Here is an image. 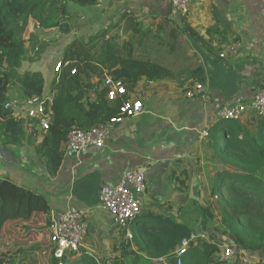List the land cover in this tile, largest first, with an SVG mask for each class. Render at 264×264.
I'll use <instances>...</instances> for the list:
<instances>
[{
  "label": "trees",
  "instance_id": "obj_1",
  "mask_svg": "<svg viewBox=\"0 0 264 264\" xmlns=\"http://www.w3.org/2000/svg\"><path fill=\"white\" fill-rule=\"evenodd\" d=\"M98 3L99 0H0V145L32 148L45 161V171L50 178L55 177L61 167L67 134L108 122L118 115L120 106L127 100V95L107 100L105 76L121 81L128 94L142 79L148 82L169 80L184 92L191 90L195 83L204 82L200 67L172 70L160 63V58L177 50L176 29L169 34L170 44H164L161 39L148 45L147 29L130 17L118 39H106L108 32L104 31L87 41L73 43L65 51L63 64L68 65L54 77L49 89L54 97L49 107L51 126L48 130H39L38 134L36 120L15 117L13 111L6 108L11 86H15L25 100L45 94V81L40 72H19L22 64L29 60L26 44L33 38L30 26L68 35L72 32L67 22L74 15L72 6L93 7ZM180 31L201 48L207 45L185 23ZM212 33L217 34V29L207 31L208 35ZM93 77L97 78L96 83H92ZM89 93L95 99L86 104ZM225 132L232 138L226 143L221 144L218 136L211 138L215 160L222 170L212 187L221 214L215 231L226 237L236 253L261 251L264 249V120L258 121L255 134L239 121L228 123ZM183 184H180L181 189ZM50 211L45 195L8 178L0 179V264H57L48 237ZM204 213L205 234L211 242L192 241L183 264H219L214 257L218 248L212 243L220 240L208 231L213 216L206 210ZM149 217L152 220L147 223L145 220ZM137 220L144 221L139 232L135 230ZM137 220L129 226L132 239L120 243L119 250L114 249L116 256L112 264H129L131 260L133 264H152L153 260L171 256L180 242L192 234L187 225L178 224L170 217L148 214ZM65 264L98 263L80 254L66 259Z\"/></svg>",
  "mask_w": 264,
  "mask_h": 264
},
{
  "label": "crops",
  "instance_id": "obj_2",
  "mask_svg": "<svg viewBox=\"0 0 264 264\" xmlns=\"http://www.w3.org/2000/svg\"><path fill=\"white\" fill-rule=\"evenodd\" d=\"M87 8L90 9L81 10L78 17L87 19L88 27L99 29L102 28L99 25L106 23L108 26L104 27L116 26L120 33L130 17L138 20L148 31V45L161 39L165 43L171 30L176 29L180 44L178 50L182 48L180 56L188 62L178 63L172 58L165 65L164 59L170 55H164L160 63L172 70L184 66L182 69L190 70L200 67L204 76L202 84L197 82L189 90L192 92L196 84L202 86L200 91H194L191 98H187V92L172 81L140 80L131 97L142 101L143 113L114 125L104 148L90 149L81 157L65 156L53 178L47 175L45 161L32 148L0 145V179L8 178L21 187L45 195L50 212L69 209L84 212L88 234L82 243L81 254L98 264H110L116 256L114 249L119 250L120 243L127 240L126 233L118 229L113 218L100 207L98 193L128 170L135 169L144 174L147 185L143 209L147 200L155 201L158 208L163 205L162 213L152 210L148 213L150 216L170 217L178 224L187 225L194 235L192 223L175 219L173 202L165 206L169 195L162 177L182 172L186 184L198 186L199 192L192 188L186 191L193 195L194 201L214 199L208 184L214 185L217 171H213V167L216 164L220 166L215 159L206 156L213 152L212 134L218 131L226 133L225 128L219 127L217 113L222 107L248 104L254 94L264 88V0H191L188 13L183 18L171 9L168 0H99L97 6ZM184 23L207 42L205 47L201 48L180 31ZM150 29H155L153 35H150ZM209 29H217V34L208 35ZM233 43L240 45L239 50L220 58L224 49ZM157 45L161 48L159 43ZM240 122L255 134L258 122L250 114ZM37 132L40 133L39 129ZM204 132L208 134L206 137ZM148 214L143 210L142 215ZM216 222L214 228L208 224V231L220 240L212 243L218 248L215 258L228 242L226 237L215 231L219 224L218 220ZM203 234L197 239L211 242ZM177 248L171 256L153 260L152 264H172ZM225 264H264V249L235 251L232 260Z\"/></svg>",
  "mask_w": 264,
  "mask_h": 264
},
{
  "label": "built area",
  "instance_id": "obj_3",
  "mask_svg": "<svg viewBox=\"0 0 264 264\" xmlns=\"http://www.w3.org/2000/svg\"><path fill=\"white\" fill-rule=\"evenodd\" d=\"M171 9L179 16L185 17L189 10L191 0H168ZM240 48L238 43L229 45L219 57L224 59L228 54H235ZM68 63L64 64L66 67ZM63 66L58 65V72ZM73 70L71 73L73 74ZM103 85L107 88L106 98L114 101L117 98L128 96L127 100L119 108L118 115L108 122L94 126L90 129H76L67 134L63 145V158L71 155L81 157L90 149L100 150L105 147V142L109 138L111 129L114 125L121 124L124 120L135 118L143 113V104L140 99L131 97L128 94L125 85L121 81H115L110 76H105ZM201 85H195L192 92H187L186 97L191 98L194 91H200ZM54 92L43 94L37 97L23 101V107L20 108L15 102H9L6 108L13 111L17 118L34 119L37 122L39 130L46 131L51 126V106ZM250 114L256 122L264 120V88L259 89L248 104L238 103L235 106L222 107L218 113L219 127L227 130L228 123L232 121H241L242 118ZM207 132L203 133L206 137ZM146 191L144 174L135 169L124 172L115 183L104 186L98 193V202L100 207L106 211L114 220V224L120 230L125 231V238L131 240L129 226L137 220L143 213V197ZM217 199L216 196H214ZM144 221L137 220L135 225L141 226ZM141 223V224H140ZM88 234V227L85 221V213L77 209H69L65 212H51L49 227V242L52 246L53 258L57 264H65V260L76 257L81 254L82 243ZM203 235H190L188 239H183L178 248L173 253L175 264H183V259L187 255L190 243ZM235 248L230 243L223 245L216 255V261L219 264L228 263L232 260Z\"/></svg>",
  "mask_w": 264,
  "mask_h": 264
},
{
  "label": "rangeland",
  "instance_id": "obj_4",
  "mask_svg": "<svg viewBox=\"0 0 264 264\" xmlns=\"http://www.w3.org/2000/svg\"><path fill=\"white\" fill-rule=\"evenodd\" d=\"M72 7L74 9V15L71 16L67 20L73 32V33L71 32L72 34L70 33L68 35H61L56 30H42V29L35 28L33 25L30 26V31H33V38L31 42H28L26 44V51H27L26 57H28L29 60L25 61L22 64V67L19 69V72L24 73V72L29 71V72L42 73L45 79V90H44L45 94H48L50 86H51V82L53 81L54 77H56L59 74L58 65L61 64V66L64 67L63 57L65 54V51L69 48V46H71L73 43H76V42L87 41L89 37L100 35L104 31L108 32V35H111L110 37L112 39L113 37L115 39V36L119 34L117 32L119 31V29H116L117 28L116 26L107 27L108 25L106 23H104V26L107 25L106 27H104L103 25H99V27L100 26L102 27L99 29H97L96 27H88L87 19H82L78 17V14L80 13L81 10H88L90 8H87V7L81 8V7H77L74 5ZM92 17L94 18V14L92 15ZM150 32H151L150 35H153L155 33V29H152V30L150 29ZM165 37L167 38L168 36L165 34ZM171 42L172 40L169 38V40H165L164 44H170ZM176 44H177V50L172 55H170V57L165 56L166 58H168V59H164L165 65L169 64V60L171 61L172 58H174L175 61H178V63L188 62L187 59L180 56V54H182V50H181L182 48L178 50V48L180 47V44L177 40V36H176ZM85 67L87 68L86 65ZM184 67H181V69ZM96 79L97 78L93 77L91 80L94 83H96L97 81ZM11 89L12 91H11V96H10V102H15L18 107L22 108L23 101H25V99L23 98L21 92L15 86H11ZM94 99L95 98L93 94L89 93V95L85 98V103L90 104ZM216 136L219 137L221 144L226 143L232 139V138H228V132L223 133L221 131H218L216 134L213 133L211 138L213 139ZM206 157L215 159V155L213 152L208 154ZM18 162L20 163L19 160ZM215 166L213 167V171H217L215 175L218 179L219 178L218 171H220L221 167L220 168L217 167L218 166L217 164ZM208 175H210V173H208ZM162 181H166L165 183H163V186L166 188L167 195H169L168 200H166L165 206L168 207L170 204V201H172L176 209L174 211V213L176 214L175 219H178V221H181L186 224L192 223L194 225V231H193L194 235H204L201 229L202 212L204 210L211 213V215L213 216L212 220L215 219L214 222L210 223L212 228H214V226L217 225L216 220H218L220 223L221 214L217 207V203H219L218 198L217 199L212 198V199H209L208 201H204L200 199L198 201H194L192 199L193 195L190 196V194L186 193V191H188L189 188H192L193 191H196V190L198 191V186L195 185L194 187V184H193V187H191L190 184L188 183L186 184V180L184 179V174L182 172H173L170 175H168L167 178L162 177ZM181 183H184L183 190L179 188V185ZM199 186L201 187V185ZM208 186L210 187L209 188L210 194L213 197L214 196L213 195L214 192L212 190L213 185L210 183V185L208 184ZM150 201L147 200L144 203L146 208H144L143 210L146 211V214L150 213V211L152 210H155L158 213L163 212L162 211L163 205L159 206L158 208L156 206L155 201L153 200H150ZM151 220H152L151 217H149L145 221L147 223H150ZM139 229H140V226L136 227L135 225L136 232H139ZM129 264H133L132 260L129 261Z\"/></svg>",
  "mask_w": 264,
  "mask_h": 264
},
{
  "label": "water",
  "instance_id": "obj_5",
  "mask_svg": "<svg viewBox=\"0 0 264 264\" xmlns=\"http://www.w3.org/2000/svg\"><path fill=\"white\" fill-rule=\"evenodd\" d=\"M201 229H202V232L205 233V231H206V217H205L204 211L202 212Z\"/></svg>",
  "mask_w": 264,
  "mask_h": 264
}]
</instances>
